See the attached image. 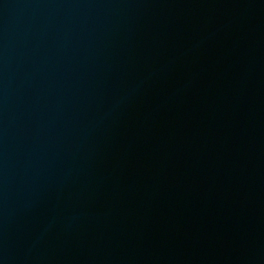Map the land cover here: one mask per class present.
Here are the masks:
<instances>
[{
  "label": "water",
  "instance_id": "water-1",
  "mask_svg": "<svg viewBox=\"0 0 264 264\" xmlns=\"http://www.w3.org/2000/svg\"><path fill=\"white\" fill-rule=\"evenodd\" d=\"M0 264H264V0H0Z\"/></svg>",
  "mask_w": 264,
  "mask_h": 264
}]
</instances>
